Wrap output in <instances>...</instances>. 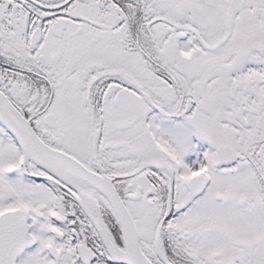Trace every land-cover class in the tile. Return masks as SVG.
<instances>
[{
  "label": "snow or ice",
  "instance_id": "obj_1",
  "mask_svg": "<svg viewBox=\"0 0 264 264\" xmlns=\"http://www.w3.org/2000/svg\"><path fill=\"white\" fill-rule=\"evenodd\" d=\"M0 264H264V0H0Z\"/></svg>",
  "mask_w": 264,
  "mask_h": 264
}]
</instances>
